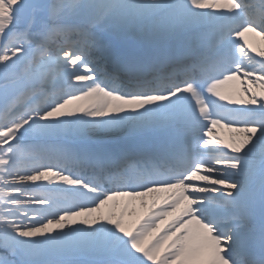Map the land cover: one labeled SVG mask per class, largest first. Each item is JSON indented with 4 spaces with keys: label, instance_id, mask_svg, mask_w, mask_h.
Instances as JSON below:
<instances>
[{
    "label": "snow or ice",
    "instance_id": "6c2138e0",
    "mask_svg": "<svg viewBox=\"0 0 264 264\" xmlns=\"http://www.w3.org/2000/svg\"><path fill=\"white\" fill-rule=\"evenodd\" d=\"M249 33L264 0H0V264H264Z\"/></svg>",
    "mask_w": 264,
    "mask_h": 264
},
{
    "label": "bare ground",
    "instance_id": "6f19581e",
    "mask_svg": "<svg viewBox=\"0 0 264 264\" xmlns=\"http://www.w3.org/2000/svg\"><path fill=\"white\" fill-rule=\"evenodd\" d=\"M245 38H246V43L251 41V43L254 44V46L256 47V51L260 50L261 48H264V41H261L258 36H255L254 34L249 33V34H246ZM249 50L251 51V49H249ZM252 53H256V52L255 51H252ZM240 87H241L240 82L239 81H237V82L234 81L231 90H228V91L223 90L222 92L224 94H226V95H229L230 94L231 97H232V99H243L244 97L239 96V95L236 94L237 90ZM256 90L259 91V89H256ZM216 131L217 132H225V133H227L225 136L219 135L221 138L227 139V137L229 135L227 129H216ZM216 135H217V133H216Z\"/></svg>",
    "mask_w": 264,
    "mask_h": 264
}]
</instances>
